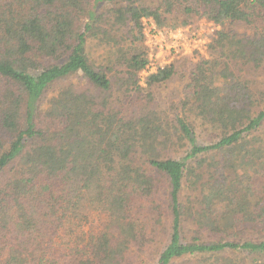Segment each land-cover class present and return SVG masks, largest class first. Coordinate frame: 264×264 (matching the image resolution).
<instances>
[{
  "label": "trees",
  "instance_id": "1",
  "mask_svg": "<svg viewBox=\"0 0 264 264\" xmlns=\"http://www.w3.org/2000/svg\"><path fill=\"white\" fill-rule=\"evenodd\" d=\"M192 16L215 56L164 120L143 20ZM166 219L156 264H264V0H0V264H131Z\"/></svg>",
  "mask_w": 264,
  "mask_h": 264
},
{
  "label": "rangeland",
  "instance_id": "2",
  "mask_svg": "<svg viewBox=\"0 0 264 264\" xmlns=\"http://www.w3.org/2000/svg\"><path fill=\"white\" fill-rule=\"evenodd\" d=\"M178 17L181 16L178 15ZM143 22L145 45L150 61L139 73V84L145 87V76L155 72L157 67L171 63L173 66L171 77L166 81L153 84L147 92L143 91L146 109L155 110L164 120H170L177 112L176 106L181 98L190 90L187 85L199 58L215 56L208 47V34L219 26L204 19H197L196 16H192L190 25L174 31L169 30L167 26L155 29L156 26L148 19H144ZM72 81L76 82V80ZM194 132L198 142L202 144L211 143L217 134L216 129L203 126L195 128ZM163 198L165 201V194ZM167 221V219L164 220L162 229L158 230L159 233L151 242H147L141 248L138 245L132 247V251L135 252L133 258L129 256L131 264L157 263V254L168 237ZM97 222L95 218L94 223Z\"/></svg>",
  "mask_w": 264,
  "mask_h": 264
}]
</instances>
